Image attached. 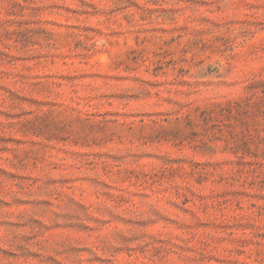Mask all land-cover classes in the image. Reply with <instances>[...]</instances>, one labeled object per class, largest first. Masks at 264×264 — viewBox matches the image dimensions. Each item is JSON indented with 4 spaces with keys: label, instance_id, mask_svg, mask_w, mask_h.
Masks as SVG:
<instances>
[{
    "label": "rangeland",
    "instance_id": "rangeland-1",
    "mask_svg": "<svg viewBox=\"0 0 264 264\" xmlns=\"http://www.w3.org/2000/svg\"><path fill=\"white\" fill-rule=\"evenodd\" d=\"M0 264H264V0H0Z\"/></svg>",
    "mask_w": 264,
    "mask_h": 264
}]
</instances>
